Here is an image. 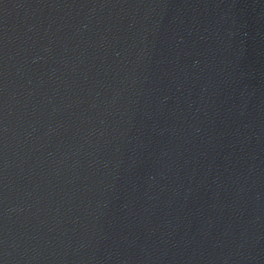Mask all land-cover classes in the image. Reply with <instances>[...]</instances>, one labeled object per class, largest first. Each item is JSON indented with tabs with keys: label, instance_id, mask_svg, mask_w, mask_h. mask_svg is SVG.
<instances>
[{
	"label": "water",
	"instance_id": "water-1",
	"mask_svg": "<svg viewBox=\"0 0 264 264\" xmlns=\"http://www.w3.org/2000/svg\"><path fill=\"white\" fill-rule=\"evenodd\" d=\"M0 264H264V0H0Z\"/></svg>",
	"mask_w": 264,
	"mask_h": 264
}]
</instances>
